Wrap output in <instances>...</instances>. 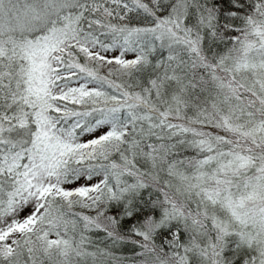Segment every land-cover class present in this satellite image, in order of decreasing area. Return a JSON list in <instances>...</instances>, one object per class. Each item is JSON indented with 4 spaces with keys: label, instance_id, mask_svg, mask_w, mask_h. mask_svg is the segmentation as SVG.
<instances>
[{
    "label": "snow or ice",
    "instance_id": "snow-or-ice-1",
    "mask_svg": "<svg viewBox=\"0 0 264 264\" xmlns=\"http://www.w3.org/2000/svg\"><path fill=\"white\" fill-rule=\"evenodd\" d=\"M0 264H264V0H0Z\"/></svg>",
    "mask_w": 264,
    "mask_h": 264
},
{
    "label": "trees",
    "instance_id": "trees-1",
    "mask_svg": "<svg viewBox=\"0 0 264 264\" xmlns=\"http://www.w3.org/2000/svg\"><path fill=\"white\" fill-rule=\"evenodd\" d=\"M128 58H132L131 54H129ZM118 254H121V253H118ZM124 255H129L130 253L127 251V250H124V252L122 253Z\"/></svg>",
    "mask_w": 264,
    "mask_h": 264
}]
</instances>
